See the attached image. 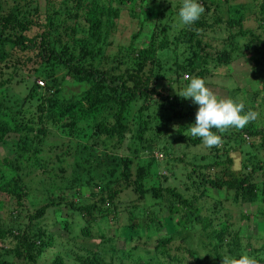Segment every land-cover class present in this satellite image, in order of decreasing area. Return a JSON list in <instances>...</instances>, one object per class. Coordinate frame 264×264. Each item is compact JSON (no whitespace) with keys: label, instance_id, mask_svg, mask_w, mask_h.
<instances>
[{"label":"trees","instance_id":"1","mask_svg":"<svg viewBox=\"0 0 264 264\" xmlns=\"http://www.w3.org/2000/svg\"><path fill=\"white\" fill-rule=\"evenodd\" d=\"M182 3L0 0V92L20 74L32 78L23 97L11 104L0 101V143L11 141L12 151L11 157L1 158L0 194L17 208L9 215L14 224L0 217V264H36L55 238L42 220L49 212L59 214L62 206L84 219L79 232L86 237L91 223L108 215L105 205L112 204L116 223L123 203L115 200L124 189L134 198L121 207L126 210L123 227L128 235L134 233L129 236L131 248L144 237L156 236L153 251L168 262L174 258L162 248L175 232L199 225L210 229L214 238L211 264H221L226 253L239 258L245 252L264 262V242L243 247L237 227L228 221L229 209L219 200L204 202L207 188L224 190L232 204L255 203V215L264 213V166L255 155L264 147V118L259 127L250 122L222 133L221 147L208 148L199 160L173 153L178 143L203 145L187 130L195 123L197 108L185 109L188 99L177 95L190 82L182 75L205 80L214 75L209 63L225 67L238 57L248 61L251 72L259 71L264 58V0H198L205 12L212 9L210 18L202 14L193 25L179 20L173 26L171 15L175 17ZM231 8L235 11L229 16ZM125 17L137 27L117 42L115 35L124 27L118 20ZM144 25L149 29L146 39L140 37ZM213 28L225 35L204 40ZM214 41H219L218 49ZM58 67L64 70L60 80L66 75L83 84L78 93L61 97L60 80L53 75ZM260 77L262 92L264 74ZM37 78L43 79L42 85ZM243 135L258 136L260 142L253 151L245 150L244 168L234 171L228 150L239 147ZM119 148L125 152L115 153ZM98 150L103 151L100 157L92 153ZM161 162L175 171H159ZM66 191L73 196L68 198ZM25 199L27 205L22 203ZM150 206H157L158 213ZM240 216L247 218L242 212ZM60 219L68 228L65 218ZM150 228L154 235H148ZM165 228L170 231L157 234ZM97 236L102 242V234ZM80 248L76 246L72 256L77 264H113L119 260L117 253L124 254L113 245L106 246L108 255L102 246L78 252ZM68 251L50 264H68L62 259L71 256ZM124 257L131 258L129 250Z\"/></svg>","mask_w":264,"mask_h":264},{"label":"rangeland","instance_id":"2","mask_svg":"<svg viewBox=\"0 0 264 264\" xmlns=\"http://www.w3.org/2000/svg\"><path fill=\"white\" fill-rule=\"evenodd\" d=\"M236 1H248V0H236ZM40 3H42V0H40ZM222 13H224V8L220 9ZM235 10L232 8L230 9V12H228L229 16L233 15ZM145 14V13H144ZM203 14H206L208 18H210V14H212V9L210 11L204 12ZM225 14V13H224ZM172 20L170 21L171 25H175V23H179V15L178 13L174 15H171ZM119 26L120 21L121 24L124 26L123 28L119 29V32L116 33L115 38L117 39V42L124 41L130 32L135 29L134 27H137V25H134L133 22L129 21L127 17L122 18L118 20ZM214 29V30H213ZM210 29L207 31L206 36H203L204 40H210V36L212 35L214 38L220 39L221 36H224L223 34H220L217 32L216 28ZM148 26L144 25L142 35L140 36L142 39L148 37ZM172 30H170L168 33H171ZM174 32V31H173ZM144 39V40H145ZM219 41H214L212 45L216 46V49L219 48ZM216 43V44H215ZM180 49H177L176 53L179 52ZM259 71L251 72L249 68V63L246 61L243 57L234 58L230 61L229 65L227 66H216L212 67V64L209 63V71L214 73L213 76L206 77L205 82L206 86L209 87L217 96L224 97V98H233L234 100L238 102H243L245 107V111H248L249 109L255 111L258 113L257 119H255L253 122L254 126L259 127L262 124V120L264 118V91H260V75L264 74V58L262 59V65L259 67ZM64 73V70L61 67H58L54 70L53 75L60 80ZM254 73H258V75H254ZM260 73V74H259ZM228 76V77H227ZM26 77L25 75L20 74L16 78V82L12 83L10 86L6 87L5 89L1 90L0 92V101H3L5 103H14V101H17L20 97H23L26 93V89L28 88L30 81L32 78ZM186 77L185 74L182 75L181 79H184ZM18 79V80H17ZM42 80V78H37ZM179 83H182L181 80H178ZM58 85L57 83H55ZM60 95L62 98H67L70 95H74L78 93L82 87L83 84L76 82L69 78L68 76H63V80H60ZM40 85V84H38ZM237 88V91L234 92V88ZM228 91H231L227 94ZM185 109H187V106L190 105L192 107L198 108V105L194 104L191 99L185 101ZM135 108V107H134ZM243 143L240 144L239 147L233 146L232 148H229L228 155L231 159V166L230 168L234 171L236 170H242L241 164L245 163V159L247 158V152L245 150L253 151L256 146H258V143L260 142L259 137H246L243 135ZM11 142V141H10ZM10 142L8 140H4L2 143H0V172L2 171L1 167V158L3 156H12V151L10 148ZM247 143H249V148L247 146ZM221 147V146H220ZM219 147V148H220ZM91 149V147H90ZM207 147L204 145H199L196 147H184L183 144H176L174 146V155H178L179 153H186L187 159L189 157H192L193 155L197 160H199V157H197L199 154H204L207 152ZM259 150L256 153V159L260 160L262 165L264 166V147L258 148ZM115 153H124V148L116 149ZM94 151V150H93ZM94 155L100 157L103 154L102 150H98L96 154L92 152ZM161 156V155H160ZM195 160V159H194ZM161 161V160H160ZM159 161V162H160ZM164 163V162H161ZM159 164L158 170L163 171V168H168L169 170L175 171V168L171 165H168L166 162L164 164ZM248 170V166L246 168ZM259 173H254V177H258ZM166 182H170L171 179H165ZM258 179H256L257 181ZM88 189H81L82 193L87 192ZM73 192H67L68 198L72 197ZM86 194V193H85ZM57 195V194H56ZM206 197H204V202L208 205H212V200H219L223 208L226 210L229 209V216L228 221L231 222V227L238 229L239 235L241 236V242L243 247L246 245V243H249L253 247H258L259 244L264 242V213H258L255 215L254 211L256 210V204H243V205H234L229 201V195L226 194L224 190H213L211 188L206 189ZM133 195L129 191V189H124L116 198L115 202L121 201L123 205L125 203H128L132 201ZM74 201V199H72ZM85 200V199H84ZM23 204H26L23 200ZM120 203V202H118ZM162 204V203H161ZM27 205V204H26ZM112 204H108L105 207H108L109 210H107L108 215L103 220H99L98 223H91V226L89 227L90 230V236L86 237L83 236L79 232V228L85 225L84 219L81 218V216L71 209H66L62 206L61 210L59 209L58 212L52 213L49 212V214H46V216L42 220V224L47 228V230L55 236L53 243L51 247L47 248L38 258V261L36 264H50L53 258H55L56 255H60L61 257L64 255V251L69 249L68 254H71V256H64L62 259L68 264H77L73 257L74 253L77 252L76 246L81 247L83 252L84 249H95V247L102 246L105 248V253L108 255V251L106 246L113 245L116 246L118 249H122L124 254L117 253L119 256V260L121 264H141L142 262H146L147 264H211V261L213 260V255L211 251V245L214 243V238H212L211 233L209 232L210 229L207 231L202 230L199 225H193L188 226L186 229H178L175 234L173 235V238L169 244H166L163 250L169 255L172 256L173 260H168L163 258V255L160 253H156L153 251V245L154 240L156 236H152L149 239H146L145 237L143 239L138 240V244L134 246V248H131L133 244L129 243V236H133L134 233H131L128 235L127 230L123 225H125L126 221V210L121 209V206H119L117 209H119L117 222L114 223L112 220ZM29 208H32L30 204H28ZM128 206V204H127ZM61 207V206H60ZM59 207V208H60ZM104 207V206H103ZM149 208L155 210L157 213V206H150ZM17 209L14 201H10L8 198L0 194V217L2 218L3 222L7 225L14 224L9 219V215L12 217L15 215L14 210ZM22 210L24 213L26 210L22 207ZM29 210V209H28ZM10 211L12 212L10 214ZM116 211V209H115ZM240 212L245 214L247 218H243L240 216ZM23 214H20L22 216ZM60 218H65V221H67L70 225L68 228H64L62 225V222L59 223L61 220ZM72 222V223H71ZM113 222V223H112ZM67 223V224H68ZM106 225V226H105ZM168 228H165V230H161L158 235L163 234L167 231ZM175 229V227H174ZM102 234V242L99 241V236L97 234ZM148 235H154L153 229L150 228V232L148 231ZM89 239L91 241H89ZM137 247V248H136ZM127 250L130 252V257H124ZM188 251H192V253H189ZM63 253V254H62ZM84 254V253H82ZM124 258V259H123ZM108 260V259H106ZM119 260L114 259L113 264H118ZM136 262V263H135Z\"/></svg>","mask_w":264,"mask_h":264},{"label":"clouds","instance_id":"3","mask_svg":"<svg viewBox=\"0 0 264 264\" xmlns=\"http://www.w3.org/2000/svg\"><path fill=\"white\" fill-rule=\"evenodd\" d=\"M204 12L205 8L198 0H183L178 15L183 25L190 26L198 21ZM185 79L190 82L177 95L184 99L190 98L198 105L195 123L187 130L192 137L201 138L205 147H220L223 144L222 133L233 127L243 129L257 119L258 113L251 109L245 111L243 102L217 96L206 86L203 78L186 76ZM221 264H259V261L246 252L241 253L239 258L226 253L221 259Z\"/></svg>","mask_w":264,"mask_h":264},{"label":"built area","instance_id":"4","mask_svg":"<svg viewBox=\"0 0 264 264\" xmlns=\"http://www.w3.org/2000/svg\"><path fill=\"white\" fill-rule=\"evenodd\" d=\"M36 82L40 85H42V81L41 80H36Z\"/></svg>","mask_w":264,"mask_h":264},{"label":"water","instance_id":"5","mask_svg":"<svg viewBox=\"0 0 264 264\" xmlns=\"http://www.w3.org/2000/svg\"><path fill=\"white\" fill-rule=\"evenodd\" d=\"M259 264H264V262H259Z\"/></svg>","mask_w":264,"mask_h":264}]
</instances>
